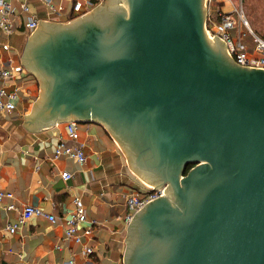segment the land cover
I'll list each match as a JSON object with an SVG mask.
<instances>
[{"label":"water","instance_id":"obj_1","mask_svg":"<svg viewBox=\"0 0 264 264\" xmlns=\"http://www.w3.org/2000/svg\"><path fill=\"white\" fill-rule=\"evenodd\" d=\"M206 0H108L29 38L28 127L104 124L160 196L128 226L126 264H264V69L206 31ZM194 165L187 172V165Z\"/></svg>","mask_w":264,"mask_h":264},{"label":"crops","instance_id":"obj_2","mask_svg":"<svg viewBox=\"0 0 264 264\" xmlns=\"http://www.w3.org/2000/svg\"><path fill=\"white\" fill-rule=\"evenodd\" d=\"M9 1L14 10L10 16L14 30L8 33L0 28V67L11 60L24 70L15 71L10 79H0V87H18L16 107L0 110V190L14 194L0 203V264H126L127 198L152 184L130 168L126 152L104 124L76 120L77 138L69 130L74 119L57 121L38 134L37 129L28 127L41 98V81L31 69H26V44L43 23L80 17L72 10L76 0H55L56 6L63 7L59 12L50 11L43 0ZM80 1L84 15L108 0ZM22 3L28 4L27 11L22 9ZM224 8L232 10L227 4ZM33 16L39 19V25L30 30L26 23ZM60 141L82 145L86 161L54 156ZM65 171L72 176L65 179ZM76 195L86 206L87 219L81 223L80 231L92 229L80 242L66 237L64 224L75 208ZM11 203L14 207H6ZM26 206L40 207L58 219L53 222L44 215H34L16 232L7 230V224L15 221ZM87 247L93 252H87Z\"/></svg>","mask_w":264,"mask_h":264},{"label":"built area","instance_id":"obj_3","mask_svg":"<svg viewBox=\"0 0 264 264\" xmlns=\"http://www.w3.org/2000/svg\"><path fill=\"white\" fill-rule=\"evenodd\" d=\"M52 12H59L63 9L62 6H56L55 0H43ZM209 3L214 4L216 7L213 12L210 13V25H207L208 35L214 39V34L226 42L227 50L240 64L259 67L264 69V37L256 33L249 24L247 17L243 12V8H237L234 5L231 11H225L223 8L224 3L232 2V0H208ZM28 4L22 3V9L27 11ZM83 2L76 0L73 2L72 10L74 13H79L81 16L84 10ZM238 12L239 17H234L233 13ZM14 13L13 7L9 0H0V28L4 31L11 33L14 30V23L11 20V15ZM9 15V16H8ZM77 17V16H76ZM39 25V19L36 16L30 17L26 23V27L30 30H35ZM248 30H243V28ZM233 31L237 32L236 34ZM251 35L254 43L252 51L248 50V45L245 41V36ZM6 49L9 45L5 44ZM24 67L21 65H13L10 60L7 66L0 67V79H10L16 72H22ZM17 88L14 90H7L5 87H0V110H13L16 107L15 99L17 97ZM69 130L72 137L77 138V121L73 120L69 123ZM54 156H66L74 159L80 163H84L87 159V154L82 145H69L64 141H60L54 150ZM72 176V173L65 171L63 177L68 179ZM168 189L167 185L160 187H154L148 185L141 191L132 192L127 198L128 213L125 217L127 224H130L135 214L145 207L146 204L152 200L166 194ZM14 194L11 191L0 190V203L4 198H13ZM75 208L71 213L70 218L64 220L65 235L67 238H74L77 241H82L84 234L91 232V227H87L84 232L80 231V225L87 219L86 206L80 196H74ZM8 208L14 207V204H7ZM34 215H44L51 221L56 222L57 217L53 214L44 212L37 206H26L18 216V218L7 224V230L14 233L19 227L27 223L29 218ZM96 220H91L95 222ZM90 226V225H89ZM89 253L93 252L92 248H86ZM71 263V261H70Z\"/></svg>","mask_w":264,"mask_h":264},{"label":"rangeland","instance_id":"obj_4","mask_svg":"<svg viewBox=\"0 0 264 264\" xmlns=\"http://www.w3.org/2000/svg\"><path fill=\"white\" fill-rule=\"evenodd\" d=\"M206 2L208 3L207 25H210V13L213 12L216 7L214 6V4L209 3L208 0H206ZM226 4L228 5L229 8H232V9H233L235 4H236L237 8H241V6H242L243 12H244L245 16L247 17L249 24L252 27V29L256 33H258L264 37V0H233L232 2L224 3L223 6L225 7ZM233 15L236 18L239 17L238 12H234ZM243 30H248V28L247 27L243 28ZM233 33L236 34L237 32L233 31ZM245 41H246L247 45L249 46L248 50L252 51L254 48L252 36L246 35ZM165 185H167V184H165Z\"/></svg>","mask_w":264,"mask_h":264},{"label":"flooded vegetation","instance_id":"obj_5","mask_svg":"<svg viewBox=\"0 0 264 264\" xmlns=\"http://www.w3.org/2000/svg\"><path fill=\"white\" fill-rule=\"evenodd\" d=\"M207 18H208V15H207ZM206 27H207V20H206ZM206 31H207V28H206ZM190 165H191V164L187 165V168L190 167ZM193 166H194V165H191V167H193ZM187 168H186V172L190 169V168H189V169L187 170Z\"/></svg>","mask_w":264,"mask_h":264},{"label":"trees","instance_id":"obj_6","mask_svg":"<svg viewBox=\"0 0 264 264\" xmlns=\"http://www.w3.org/2000/svg\"><path fill=\"white\" fill-rule=\"evenodd\" d=\"M191 165H192V164H191ZM191 165H190V167L187 168V170H188L189 168H191Z\"/></svg>","mask_w":264,"mask_h":264}]
</instances>
